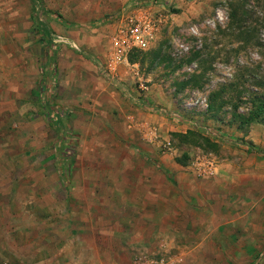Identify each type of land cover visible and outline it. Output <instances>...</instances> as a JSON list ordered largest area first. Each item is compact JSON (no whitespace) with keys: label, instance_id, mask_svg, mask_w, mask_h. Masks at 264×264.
Here are the masks:
<instances>
[{"label":"rangeland","instance_id":"rangeland-1","mask_svg":"<svg viewBox=\"0 0 264 264\" xmlns=\"http://www.w3.org/2000/svg\"><path fill=\"white\" fill-rule=\"evenodd\" d=\"M140 2L167 63L110 76L114 21ZM228 3L0 0V264H264V114L233 118L264 98V27L238 42ZM196 52L206 72L183 87ZM114 98L162 121L101 125ZM187 131L217 150L173 137Z\"/></svg>","mask_w":264,"mask_h":264},{"label":"trees","instance_id":"trees-1","mask_svg":"<svg viewBox=\"0 0 264 264\" xmlns=\"http://www.w3.org/2000/svg\"><path fill=\"white\" fill-rule=\"evenodd\" d=\"M229 23L228 27L231 30L238 42L252 45L255 42L256 34L260 28L264 27V0H229ZM202 53L196 52L188 60L189 63L193 61L199 62L203 67L204 60ZM129 62L132 64L143 65L145 61H150V66L154 67L159 64L167 63V56L163 53L162 48L153 49L150 51H133L129 54ZM206 68L203 67L202 73L193 75L190 79L182 83L186 86H199L201 75L205 74ZM219 91L212 92L208 99L209 111H219L222 106L217 105L219 101ZM256 109L251 111L248 116L236 115L234 112L233 118H243V125H250L252 123H260L264 114V98L257 96ZM237 110V109H235ZM241 128V127H240ZM174 138H177L181 144L197 146L200 148H209L217 150L218 145L214 143L209 137L202 135L196 131H187L186 133H174ZM189 157L187 154L182 155L181 158L176 159L178 164L182 166L187 165Z\"/></svg>","mask_w":264,"mask_h":264},{"label":"built area","instance_id":"built-area-1","mask_svg":"<svg viewBox=\"0 0 264 264\" xmlns=\"http://www.w3.org/2000/svg\"><path fill=\"white\" fill-rule=\"evenodd\" d=\"M111 60L107 66L108 75L113 76L117 65L128 62L133 51H148L157 40L161 20L155 19L150 5L137 3L123 12L114 21ZM135 264H146L138 261Z\"/></svg>","mask_w":264,"mask_h":264},{"label":"crops","instance_id":"crops-1","mask_svg":"<svg viewBox=\"0 0 264 264\" xmlns=\"http://www.w3.org/2000/svg\"><path fill=\"white\" fill-rule=\"evenodd\" d=\"M206 1L207 0H205V2ZM126 75H127V73L124 72L123 69H120L119 74H118V78H119L118 80L125 81ZM119 84H117V85H119ZM108 92L111 93V91H108ZM115 92H117V91H115ZM112 93H113V91H112ZM109 99H111V98H109ZM113 100L115 102L117 101L116 102L117 105H115V107H116L115 109L118 110V113L116 114V118L114 120L115 123L110 124L109 122H105L104 120H101V125H126V127H127V125H129V122H131V121L134 122V120H135V125H142V122H140L141 119H148L152 122H156L158 120L162 121V118L158 119V117L156 115L146 116L147 114L140 112L139 110H137V108H134V106L131 105L129 102L123 101L122 99L120 100V99H115V98ZM109 104L110 103H108V106H109ZM91 125H96V124H91ZM132 125H134V123ZM254 144H255V141H254ZM112 254L107 253V252H106V254L101 253V255L99 257H93V258H91V260L88 259L87 261H85L84 259H82V257L83 258H85V257L80 253L77 257H75L76 262L74 264H118V262H116V260H117V255H115L116 253H112Z\"/></svg>","mask_w":264,"mask_h":264}]
</instances>
